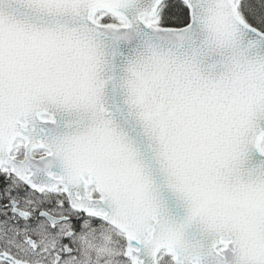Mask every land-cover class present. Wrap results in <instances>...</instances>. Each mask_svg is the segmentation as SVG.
Returning a JSON list of instances; mask_svg holds the SVG:
<instances>
[{
  "label": "snow or ice",
  "instance_id": "6c2138e0",
  "mask_svg": "<svg viewBox=\"0 0 264 264\" xmlns=\"http://www.w3.org/2000/svg\"><path fill=\"white\" fill-rule=\"evenodd\" d=\"M0 264H264V0H0Z\"/></svg>",
  "mask_w": 264,
  "mask_h": 264
}]
</instances>
